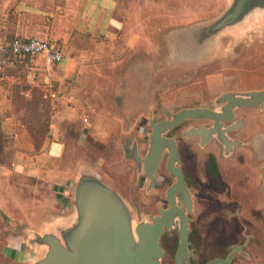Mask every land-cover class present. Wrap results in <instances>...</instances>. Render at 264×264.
Segmentation results:
<instances>
[{
  "label": "water",
  "instance_id": "95a60500",
  "mask_svg": "<svg viewBox=\"0 0 264 264\" xmlns=\"http://www.w3.org/2000/svg\"><path fill=\"white\" fill-rule=\"evenodd\" d=\"M252 30L264 34V0H225L224 6L214 16L192 22L170 30L164 40L166 51L160 58L137 53L129 60L123 72L117 75L110 101L121 113L127 128L138 111L148 107L151 111L149 144L143 157L139 154V141L133 136L127 146V153L138 175L141 162L144 172L152 184L161 153L167 149V169L176 179L167 190L168 209L159 208V215L143 212L136 218L135 210L125 196L99 169L90 162L82 161L75 167L72 176L70 210L67 213L51 212L40 220L37 227L23 225L20 235L29 251L24 262L8 261V264H162L164 250L160 238L164 230L178 221V243L175 264H186L188 255V224L184 211L180 210L172 196L180 192V199L187 211L190 197L181 169L176 141L166 138L165 133L185 119L199 118L202 108H182L174 111L169 118L153 123V108L159 102L158 92L179 83L176 78L160 80L161 75L176 71H192V78L203 66H211L223 54L242 55L245 39ZM264 36V35H263ZM239 41L235 49L222 48L224 38ZM47 80L46 77L43 79ZM181 82V81H180ZM215 105L221 112H210L207 117L230 122L232 111L238 106H264V88L249 91H227L218 96ZM223 129V143H230L225 133L233 128L228 124ZM198 135L199 129L189 128L184 135ZM230 143V144H229ZM250 146L264 160V130L255 133ZM260 159V160H261ZM232 254L228 256L230 259ZM212 260L207 264H217Z\"/></svg>",
  "mask_w": 264,
  "mask_h": 264
},
{
  "label": "crops",
  "instance_id": "0c3cea01",
  "mask_svg": "<svg viewBox=\"0 0 264 264\" xmlns=\"http://www.w3.org/2000/svg\"><path fill=\"white\" fill-rule=\"evenodd\" d=\"M142 21L141 0H0V203L7 212L3 220H42L62 206L46 197L18 200L15 180L26 175L61 179L54 190L61 197L71 169L58 162L69 146L64 141L68 124L78 128L88 111L85 134L105 138L119 132L121 120L104 103L105 89L114 90L117 75L142 52L144 43L153 49L154 37L143 34ZM32 37L57 42L61 60L50 61L42 54L15 56L3 49L8 40ZM41 76L47 80L42 82ZM47 93L54 97L50 125L36 146L19 108L33 98L45 99ZM15 204L22 207V215L9 213L15 212ZM1 252L7 261L27 260L23 240L15 236Z\"/></svg>",
  "mask_w": 264,
  "mask_h": 264
},
{
  "label": "flooded vegetation",
  "instance_id": "af4514ba",
  "mask_svg": "<svg viewBox=\"0 0 264 264\" xmlns=\"http://www.w3.org/2000/svg\"><path fill=\"white\" fill-rule=\"evenodd\" d=\"M205 69H210V67L206 65ZM251 70L247 69L243 73L247 75L246 72ZM233 79L238 82L242 76L234 74L231 80ZM263 88L239 89L231 87L208 96V90L201 87L199 89L201 101L175 110L199 107L202 108L200 117L185 119L163 133L166 138H173L176 141L180 160L179 167L190 197V209L187 211L180 199L181 193L177 191L172 194L176 205L184 211L187 218L188 251L191 254L188 255L186 264H207L212 260H218L217 264H264V160L250 146L252 136L264 130V106L262 108L259 105L238 106L233 109V117L230 122L224 121L222 125L219 123L220 120L207 117L210 113L209 110L212 113L221 112L222 105L217 106L214 101L222 93ZM161 101L164 99L162 98ZM173 112L159 118L155 111L153 123L169 118ZM228 124L233 125V128L225 130L228 140L230 143H233L235 139L240 142L230 148L224 147L228 142L225 140L223 143L224 140L221 139L223 138V129ZM183 125L184 127H182ZM146 128L148 137L147 142L144 143L145 147H141V143H139L141 157L146 153L149 135L152 131L150 117H147ZM189 128L199 129L201 136L184 135ZM194 148L198 152L193 157ZM141 149L144 152H141ZM188 155H191L193 159L188 158ZM168 157V150H163L155 178L150 186V179L145 174L141 162L138 177L131 182L132 186L131 184L129 186L131 189L123 192L138 217L141 212L147 216H155L160 214V207L168 209L167 190L176 181L167 169ZM160 177L165 182L159 181ZM142 178L144 182L142 189L139 190ZM157 184L164 186H161L160 192L156 194L154 187ZM160 195L163 202L155 204L154 201L159 199ZM129 197H135V200L133 201ZM142 197L146 198L148 203L142 201ZM151 207L154 208L153 212L148 211ZM193 219L199 220L201 229H197L193 225ZM175 223L170 229V233L164 230L160 238V240L166 241L168 237L172 236L171 245L174 247V254L171 264H175L178 243L177 219ZM202 234L204 236L201 237ZM207 234L214 235L212 242L206 240ZM198 237L200 242L196 243L195 240ZM230 254L232 255L228 259Z\"/></svg>",
  "mask_w": 264,
  "mask_h": 264
},
{
  "label": "rangeland",
  "instance_id": "374dc122",
  "mask_svg": "<svg viewBox=\"0 0 264 264\" xmlns=\"http://www.w3.org/2000/svg\"><path fill=\"white\" fill-rule=\"evenodd\" d=\"M141 2L143 34L148 37H154V44L152 46L153 49L151 48L152 51L150 49L151 45L144 43L142 52H147L146 54L154 56L156 59L162 57L163 54H165L164 51H166V44L164 40L170 30L195 21L210 18L217 14L225 4V0H141ZM250 33L252 35L245 39L242 52L243 54L237 56V58H235L236 56H233L230 53L223 54L218 60H216L217 63L210 66V69H205L206 67H203L201 70H198L196 74L190 79L189 77L192 76V71H176L173 73H166V75H161L160 80L176 78L179 80V83L174 84L166 91L158 92L160 102H158L153 108L154 112L157 111V116L159 118L165 117L182 106L193 105L198 101H201L202 98L199 90L201 87L208 90V96L214 95L223 89L231 87H237L239 89H258L264 87V34L258 32L257 30H252ZM237 42L239 41L235 42L229 37L224 38L222 42V48L223 50H231L233 47V49L238 48L235 47ZM247 69L252 70L250 72H246L247 75H245L243 71H246ZM234 74L242 76V79L238 82L234 79L231 80L232 75ZM112 77L114 80V75ZM43 79L44 76H41L40 80L45 82ZM109 88H111V86H107L105 89L104 103L107 104V108L110 110L111 114H117L121 120L119 132L116 134L112 133L109 137L105 138H96L93 136L90 137L89 134L87 135V133H84L86 131H84L82 128L85 124V119L89 117V112L87 111V113H83L80 118L82 123H80L78 128L74 125L73 129H70L69 124L67 127L65 126L66 134L64 135V141L66 144L68 143L67 145L70 147L65 146V152L63 151L64 154L59 158L60 160L58 162L60 164H64V162L65 164L67 163L66 165H69L71 169L69 172H67L69 173V177L67 180H64L60 190L61 197L58 195L56 196V193L54 192L55 187L60 186V182L62 181L61 179L50 181L26 175L15 180L16 188L18 189V200H33L37 197H46L52 199L54 202H61L60 204L62 206L60 208L57 207V212H69L72 176L74 175L75 167L82 161L93 163L99 169V171L122 192L125 193V191H129L131 182L137 178L138 175L135 172V166L133 162L128 156L127 146L129 145L133 136L138 138L139 143H141V147L147 142L148 136L146 122L148 115L151 114V111L148 107L138 111L137 114H135V116L132 118L130 125L125 128L126 126L122 122L120 115L121 113L117 110L118 103L116 102V107L114 106V103L110 101L111 97ZM43 98L46 100V106L43 108L42 105L39 104L38 107V110L39 112L41 111L43 117H41L39 120V125L38 119L35 125L42 126L43 124L47 123L49 129L51 112L53 110L52 101H54V97L47 93ZM162 98L164 101H161ZM79 106H82L81 102ZM93 106L96 105L93 104ZM19 109L23 110L24 119H32L31 113L28 114L26 106H20ZM92 109H94V107ZM97 120L98 119L96 118V121ZM32 121H35V119ZM182 127H184V125ZM95 134L98 135V132ZM67 136L71 137V139ZM195 150L196 149L194 148V154L192 153L193 157L195 153L198 152ZM141 152H144V150L141 149ZM188 158L191 160L193 159L191 158V155H188ZM159 181H163L161 177L159 178ZM143 182L144 181L142 178L139 185V190L142 189ZM161 186L163 187L164 185L157 184L154 187L156 194L160 192ZM129 199L134 201L135 197H129ZM142 199V201L148 203L146 198L142 197ZM161 201L163 202L162 196L160 195V198L156 199L154 203H161ZM3 204L5 203H0V264H8V261L4 258L1 252V249L7 242L8 238L15 236L17 240H22L24 235H20L19 233L22 226L25 224L29 227H37L40 223V220L35 218L32 222H29L25 220V217L17 218L19 216L16 215H22L21 213L23 212L21 209L22 207L17 209L16 204L14 206L15 212L9 211L11 215L14 214L16 217H6L3 220L2 217L4 212L7 213L6 210L3 211V209H1ZM147 207H149L148 204ZM148 211L153 212L154 208L151 207ZM135 215L136 218H138L137 212ZM198 221V219H193V225L197 229H201V225ZM202 236H204V234H202L201 237ZM206 237L207 241L212 242L214 235L207 234ZM171 241L172 236L168 237L166 241L160 240L162 249L164 250L162 264L172 263L174 247H172ZM195 242H200L199 237L196 238ZM25 252L28 254L26 255V258L28 259L30 255L26 248Z\"/></svg>",
  "mask_w": 264,
  "mask_h": 264
},
{
  "label": "built area",
  "instance_id": "2783aa9c",
  "mask_svg": "<svg viewBox=\"0 0 264 264\" xmlns=\"http://www.w3.org/2000/svg\"><path fill=\"white\" fill-rule=\"evenodd\" d=\"M3 49L15 56L42 54L50 61H59L62 58L57 42L40 38H13L4 42Z\"/></svg>",
  "mask_w": 264,
  "mask_h": 264
},
{
  "label": "trees",
  "instance_id": "16d2710c",
  "mask_svg": "<svg viewBox=\"0 0 264 264\" xmlns=\"http://www.w3.org/2000/svg\"><path fill=\"white\" fill-rule=\"evenodd\" d=\"M32 92L34 93V97H35V94L37 92V90L35 89H32ZM37 98V95L36 97ZM25 106H26V109L28 111V114L31 113V118L32 119H29V120H26L25 119V124L31 134V137L33 139V141L36 143V146L39 145L42 141V138L43 136L46 134V131L48 129V124L45 123L43 124L42 126H38L39 125V120L41 119L42 114H41V111L39 112V104L42 105V107L44 108L46 105V100L45 99H42L40 101L38 100H31L30 102H26L25 101ZM33 119H35V121H32ZM37 119H38V125H35L37 123Z\"/></svg>",
  "mask_w": 264,
  "mask_h": 264
}]
</instances>
